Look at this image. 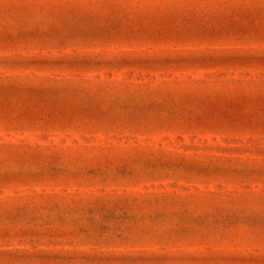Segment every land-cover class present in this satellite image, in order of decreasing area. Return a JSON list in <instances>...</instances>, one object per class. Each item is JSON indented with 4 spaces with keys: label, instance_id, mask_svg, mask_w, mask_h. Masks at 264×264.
I'll use <instances>...</instances> for the list:
<instances>
[{
    "label": "rangeland",
    "instance_id": "374dc122",
    "mask_svg": "<svg viewBox=\"0 0 264 264\" xmlns=\"http://www.w3.org/2000/svg\"><path fill=\"white\" fill-rule=\"evenodd\" d=\"M0 264H264V0H0Z\"/></svg>",
    "mask_w": 264,
    "mask_h": 264
}]
</instances>
